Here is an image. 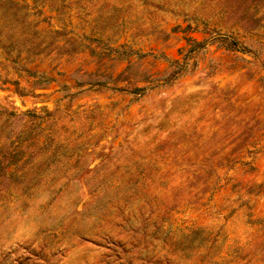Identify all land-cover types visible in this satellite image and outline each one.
<instances>
[{
	"label": "rangeland",
	"instance_id": "rangeland-1",
	"mask_svg": "<svg viewBox=\"0 0 264 264\" xmlns=\"http://www.w3.org/2000/svg\"><path fill=\"white\" fill-rule=\"evenodd\" d=\"M0 264H264V0H0Z\"/></svg>",
	"mask_w": 264,
	"mask_h": 264
}]
</instances>
